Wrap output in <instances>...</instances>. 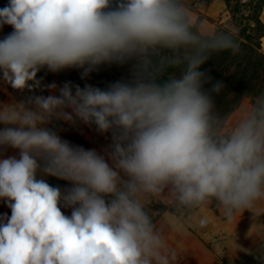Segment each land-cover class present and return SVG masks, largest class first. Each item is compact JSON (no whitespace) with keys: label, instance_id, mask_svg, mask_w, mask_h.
I'll return each instance as SVG.
<instances>
[{"label":"clouds","instance_id":"9594fccd","mask_svg":"<svg viewBox=\"0 0 264 264\" xmlns=\"http://www.w3.org/2000/svg\"><path fill=\"white\" fill-rule=\"evenodd\" d=\"M4 25L0 73L13 89L38 88L45 68L83 69V79L127 65L128 75L0 102V150L17 153L0 158L11 210L0 216V264H174L147 202L184 212L215 202L230 220L264 201V92L226 126L214 99L225 84L201 67L239 45L195 24L182 0H9ZM61 121L94 126L109 144L73 145L49 127Z\"/></svg>","mask_w":264,"mask_h":264},{"label":"rangeland","instance_id":"374dc122","mask_svg":"<svg viewBox=\"0 0 264 264\" xmlns=\"http://www.w3.org/2000/svg\"><path fill=\"white\" fill-rule=\"evenodd\" d=\"M241 1L247 2L246 0ZM237 2L238 0L232 1L231 7L235 6V4H238ZM8 3L9 0H0V9L7 6ZM188 9L190 12H192L190 13L191 17L194 18L193 9L195 8L192 6V8ZM241 13L246 14L242 11V9ZM239 16L240 15H236V18H239ZM260 19L262 23H264V8H262ZM210 21L215 27L214 31H217L219 28H221L230 34H237L236 23L233 19L232 11L227 7L217 19H211ZM12 30V27L9 25H4L2 28H0V40L4 39V37ZM261 50L264 52V38L261 39ZM71 69L78 74L83 71V69ZM108 74L110 77L113 75V73ZM94 78L88 76L80 81L76 79L71 80L68 78L61 84L60 72H51L45 68L37 72L36 80L40 81V86L38 88H25L23 91H19L13 89L11 85L7 84L2 79V73H0V102H24L29 98L36 96L58 94V90L63 87L65 83H71L73 86L79 85L81 88H83L86 84L92 85L94 87L105 88L109 83L115 82L113 79H103V77L102 81L98 78H95L94 80ZM51 84H55L57 86L55 91L47 87ZM253 101L254 100L251 97L242 98L241 101L235 106L233 112L225 119L226 126L232 125L237 120H239L243 114V109L245 107H249ZM2 127L3 125H0V128ZM49 127H53V129L58 132L61 138L65 140L70 138L68 129L73 130L87 141L88 147L86 149H95L98 152H102L103 149L109 144L108 137L99 134L95 128L80 122H77L75 126L69 125L62 121L53 122V124L49 125ZM14 155H17V153L12 149H8L6 151L0 150V158ZM159 203L172 207L167 200L163 199L159 201H149L147 202L146 206L148 209L150 208L153 211ZM62 211H64L66 215H70V210L62 209ZM177 212L178 215L166 212L159 218V220L155 222L156 226L162 230L169 249L175 253L174 264L186 263L177 253L179 250L181 251V249H183L182 244H180L181 242H178L177 237H173V235H171V232H175V234L178 235L176 228L179 226H184L190 229L185 220L187 217H191L195 214H197L195 216L196 221L209 216L211 218V220L204 219L207 224L206 229L208 232H210V235L203 233L198 234L196 230H192L194 237L191 238L194 240L193 243L195 245L194 248H192L194 249L192 251L196 253L199 258L208 257L207 253L209 251L212 253V257L215 258L214 264H264V225H262L259 229L253 228L250 223L249 225L247 224L248 220L245 221L246 225H244L243 217L247 216V212L243 213L241 211L238 215H233L230 220L223 215L222 210L219 214H214L209 209L208 205L196 212ZM5 214L10 216L11 210L7 207L3 200H0V216ZM192 223H194L193 218ZM204 236H207L206 239ZM186 245V248L188 249L191 243L186 240ZM186 257L188 258L187 255Z\"/></svg>","mask_w":264,"mask_h":264},{"label":"trees","instance_id":"16d2710c","mask_svg":"<svg viewBox=\"0 0 264 264\" xmlns=\"http://www.w3.org/2000/svg\"><path fill=\"white\" fill-rule=\"evenodd\" d=\"M204 1L209 3L212 0ZM223 1L226 7L232 11L237 34H230L221 28L217 31H223L233 36L239 45V51L233 53L228 50L212 54L210 60L201 67V71H206L213 78L212 83L222 81L225 84L224 91L219 95H214V99L217 109L227 118L242 98L251 97L254 100L260 93L264 92V52L261 50V39L264 38V23L260 19L262 8H264V0H246L247 2L238 0V4L233 7H231V3L234 0ZM241 9L246 14H242ZM236 15H240L239 18H236ZM59 72L61 74V84L68 78L78 81L83 80L81 78L83 71L79 74L72 71V69ZM108 73H113L112 77ZM127 75V65L118 66L115 64L103 65L89 74L91 78L95 77L101 81L102 77L103 79L117 81ZM205 87L210 89L211 83L205 85ZM91 127L95 128L94 126ZM68 131L70 138L67 140L71 144L82 146L85 149L88 147V143L84 138L73 130L68 129ZM46 179L53 186H60L61 188L68 186L66 181L58 180L55 177H47ZM208 207L216 215L221 212L215 202H209ZM148 210L153 216L154 223L166 212L178 215L174 208L161 203L153 211L150 208Z\"/></svg>","mask_w":264,"mask_h":264},{"label":"crops","instance_id":"0c3cea01","mask_svg":"<svg viewBox=\"0 0 264 264\" xmlns=\"http://www.w3.org/2000/svg\"><path fill=\"white\" fill-rule=\"evenodd\" d=\"M182 3L188 8H195L194 10V18H192L193 22L195 24L201 25L204 28L208 29L209 31H214V25L211 24V19H217L226 9L225 2L223 0H212L211 2L207 3L204 0H182ZM192 5V6H191ZM189 10V9H188ZM192 13V12H190ZM243 213H246L247 216L243 217V223L246 225L245 221L248 220V225H250L253 228H260L262 225H264V201H259L256 203V205L251 208V209H243L241 210ZM241 211L236 212L234 215H238ZM197 214L187 217L185 222L189 226L190 229L187 227H182L181 228H176L178 235L175 234V232H171V235L173 237H177L178 242H181L182 248L181 251L179 250L177 253L180 255L183 260L185 261L186 264H214L215 263V258L212 257V253L209 252L207 253L208 257H201L199 258L196 253H194L192 248H194V243L193 239L191 237H194V233H192V230H196L198 234H208L210 235L207 231V224L205 221V224L203 227L200 226V221L204 219L211 220L210 216L201 218L198 221H196L195 216ZM192 218L194 223H192ZM174 231V229H173ZM207 236H204L206 239ZM186 240L191 243L190 247L187 249L186 245ZM204 252V251H203ZM188 256V258L186 257Z\"/></svg>","mask_w":264,"mask_h":264}]
</instances>
